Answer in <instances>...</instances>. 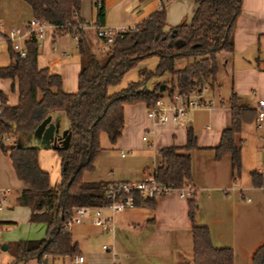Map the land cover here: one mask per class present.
<instances>
[{
    "label": "crops",
    "instance_id": "0c3cea01",
    "mask_svg": "<svg viewBox=\"0 0 264 264\" xmlns=\"http://www.w3.org/2000/svg\"><path fill=\"white\" fill-rule=\"evenodd\" d=\"M195 5L194 0H166V27L188 22ZM102 6V24L117 29L133 27L159 9L161 2L102 0ZM79 15L88 22L82 28L90 47L99 50L101 44L108 45L95 33L93 0H80ZM32 17L31 7L25 0H0V27L21 26ZM75 34V28L55 31L52 26L46 25L37 39L36 64L58 73L61 88L68 92L76 89L79 68ZM9 60L7 43L0 38V65H6ZM215 62L213 81L199 91V97L209 105L195 107L176 119L168 116L164 122H153L146 115L143 101L125 103L120 135L114 142H109L106 134L100 132L101 148L94 158L93 167L81 172L84 181L142 179L145 174L153 172L158 162V149L167 145L182 146L186 128L190 127L196 136V147L189 150V183L154 195L153 207L137 204L114 212L101 207V214L111 217L110 227L107 222L93 224V208L90 207L87 214L81 215L76 222L83 232L82 240L73 235L72 224L69 226L71 239L77 243L75 255H81L82 261L75 262L73 256L65 254L53 256L52 260L58 258L60 264H188L192 239L187 197L191 194L197 203L194 222L208 228L211 244L230 247L232 264L250 263L253 251L264 240V184L255 186L250 178L252 170L262 171L264 128L256 127L253 120L241 124L238 176L231 173L229 156L214 157L212 147L217 144L221 130L229 123L227 98L232 91L238 94L239 103L254 107L258 99H264V0H241L240 13L233 29V48L231 51L216 52ZM120 81L109 85L107 91L122 88L124 85ZM154 81L152 79V83ZM0 91L6 94L9 104H15L17 91L13 79L0 77ZM246 95L249 101H244ZM52 113L49 114L50 120L55 123L51 119ZM144 134L151 142L150 146L142 140ZM8 137L11 138L9 134ZM13 139L17 142L16 138ZM47 151L54 155V161H59L56 152L49 146L38 148L37 163L43 170H48L49 186L55 187L59 177H51L50 170L54 167L45 164ZM22 186L19 180L12 199ZM7 188L6 197L11 194V188ZM180 191H184V195L181 196ZM187 191L189 193L185 194ZM18 213L19 220H28L27 206L9 205L0 210V224L16 222ZM33 222L46 229L44 222ZM39 232L36 236H40ZM12 239L10 235L2 243L7 247V243L15 241ZM102 244L110 249H104Z\"/></svg>",
    "mask_w": 264,
    "mask_h": 264
},
{
    "label": "trees",
    "instance_id": "16d2710c",
    "mask_svg": "<svg viewBox=\"0 0 264 264\" xmlns=\"http://www.w3.org/2000/svg\"><path fill=\"white\" fill-rule=\"evenodd\" d=\"M34 18L54 26V30H76L79 68L76 89L68 92L61 88V78L46 66L36 64L37 37L31 32L23 42L25 54L20 56L7 42L10 60L0 65V77L15 81L17 99L7 102L0 91V134L32 132L48 114L61 109L68 122L67 146L53 147L59 159V180L49 186L48 173L37 163L38 147L21 145L15 139L10 143L0 141L1 151L7 153L14 175L23 186L14 197V203L29 209L28 220L46 224L45 235L36 239H18L7 243L17 264L18 260L34 259L35 264L45 263L47 256H74L77 243L71 239L69 228L64 227L73 206H97L108 201L104 188L112 181H84L81 172L93 167L100 150L99 134L104 132L109 142H114L123 126V105L143 101L146 106L158 96L171 95L176 89L200 91L210 84L216 71L215 54L233 48V29L240 13L241 0H194L195 8L188 22L166 27L164 14L166 0L161 6L133 27L126 28L114 37L103 61L90 49L82 26L87 24L79 15L80 0H25ZM95 7V23L103 22L102 0ZM155 56L152 69L139 68L138 79L122 88L108 92L109 85L120 81L125 71L136 62ZM189 59L180 67L174 60ZM164 77L147 86L152 77ZM163 83V88H159ZM239 96L232 91L227 98L229 123L219 135L213 148L214 157L227 154L231 173L238 176L240 170V128L253 120L256 108L239 103ZM182 146L167 145L158 149V162L152 176L169 188H181L189 183V150L196 147V136L186 128ZM16 138V137H15ZM262 171L250 172L255 186L264 184V135L262 137ZM134 205L153 207L154 196H142L131 191ZM197 209L195 198L187 197V216L191 222L192 254L188 264H232V250L228 246L216 247L210 242L208 228L194 222ZM249 264H264V240L255 248Z\"/></svg>",
    "mask_w": 264,
    "mask_h": 264
},
{
    "label": "built area",
    "instance_id": "2783aa9c",
    "mask_svg": "<svg viewBox=\"0 0 264 264\" xmlns=\"http://www.w3.org/2000/svg\"><path fill=\"white\" fill-rule=\"evenodd\" d=\"M100 4V0H97V5ZM46 25H53L40 21L34 17L30 18L21 26H8L0 27V38L6 43L9 42L11 48L16 51L20 56L25 54L23 42L31 32L35 33L37 39L43 34ZM84 26L86 24H78ZM95 33L98 37L103 38L106 42L111 43L115 36L120 35L126 28H110L103 24H93ZM76 37V36H75ZM204 87V86H203ZM202 87V88H203ZM201 88V89H202ZM203 105H209L199 97V91L195 89H188L187 91H181L176 89L171 95L158 96L155 98L152 104L146 106V115L153 122H164L168 116L176 119L180 116L186 115L191 109ZM256 114L253 118V122L256 127L264 128V99L260 98L255 106ZM142 140L146 141L147 146L151 145V142L147 139L146 135L141 136ZM9 137L5 133L0 134V141L4 143V140H8ZM122 154V153H121ZM264 178V176H263ZM171 189L158 183L152 176V173L145 174L142 179L139 180H118L109 182L104 188V194L108 197V201L103 205L97 206H73L70 215L67 217L64 227L69 228L70 224L78 222L81 215L87 214L90 207L93 208L92 223L95 225H102L103 223L111 224V217H104L101 214V207H106L112 212L121 210L123 208L134 206L131 191H137L142 196H154L158 193ZM8 192L7 187L0 188V209L6 202V194ZM187 191L185 194H188ZM180 195H184V191H180ZM104 249H110L109 246L102 244ZM73 260L75 262L82 261L81 255H74Z\"/></svg>",
    "mask_w": 264,
    "mask_h": 264
},
{
    "label": "rangeland",
    "instance_id": "374dc122",
    "mask_svg": "<svg viewBox=\"0 0 264 264\" xmlns=\"http://www.w3.org/2000/svg\"><path fill=\"white\" fill-rule=\"evenodd\" d=\"M68 29V28H67ZM73 29V27H72ZM94 35V34H93ZM108 45L101 44V49H90L94 52L98 60L103 61V59L106 56V51L108 49V46L110 43L107 42ZM90 46V45H89ZM74 52V51H73ZM76 52V51H75ZM155 56H148L145 58H142L138 60L135 64V66L131 67L127 71L124 72V74L121 77V83L125 86L127 82L132 81V80H137L138 77V72L137 70L139 68H146V69H152L155 65L156 60ZM141 61L140 63H138ZM189 61V59H186L184 57H179L174 60V65L175 67H180L184 63ZM164 77H169L168 74H164L161 77H152L148 80L145 81V84L147 86H151L152 84V79H155L154 83L156 81H162ZM250 98L249 96L244 97V101H249ZM52 120L55 121L56 123V129H55V134L53 137V140H57L56 136L58 134V131L63 130L64 128L68 127V122L66 117L64 116V113L61 109H56L52 113ZM104 134V133H103ZM11 136L10 139L4 140V143H9L12 142L16 137L17 143H35V136L32 134V132H27V133H17L15 134H9ZM105 136V134H104ZM12 140V141H11ZM126 152V150H124ZM54 155L50 152L47 151L45 153V164L49 167L50 165L53 166L54 168H51V177H59V161L57 160L54 161ZM56 162V164H55ZM47 170V169H46ZM48 172V170H47ZM19 180L16 178L14 175L10 159L7 155V153L1 151L0 149V186H7L11 188V194H9L6 197V202L3 204V207L0 210L6 209L9 205L12 206H19L18 204L14 203V198L12 199V196L14 193H16V189L18 186ZM20 213L17 215V220L16 222H9V223H3L0 224V243H2L5 239V237H11L13 238L12 240H18V239H36V238H41L45 235V226L40 227L41 224L33 221L27 220H19ZM79 223H72V229H73V235H75L78 239L82 240V234L81 232ZM41 229V230H40ZM40 231V232H39ZM40 234V236H36V234ZM3 234V236H2ZM24 237V238H21ZM11 240V241H12ZM11 243V242H10ZM53 257L47 256L45 263L44 264H60V259L55 258L52 260ZM15 260V256L11 253V247L9 246L8 248L2 250L0 249V264H4L5 262L11 263L12 261ZM17 264H34V259H27V260H18Z\"/></svg>",
    "mask_w": 264,
    "mask_h": 264
},
{
    "label": "water",
    "instance_id": "95a60500",
    "mask_svg": "<svg viewBox=\"0 0 264 264\" xmlns=\"http://www.w3.org/2000/svg\"><path fill=\"white\" fill-rule=\"evenodd\" d=\"M159 88H163V83H160ZM56 124L50 120V115H46L32 130V134L35 136V145L38 148H47L49 146L57 147V146H67L69 132L68 127L64 128L56 136L57 140H53L55 134ZM20 144V143H18ZM27 145V144H21ZM6 248V244L2 243L0 245V249L4 250Z\"/></svg>",
    "mask_w": 264,
    "mask_h": 264
}]
</instances>
